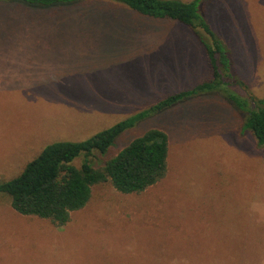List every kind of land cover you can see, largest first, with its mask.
Segmentation results:
<instances>
[{"label":"rangeland","instance_id":"374dc122","mask_svg":"<svg viewBox=\"0 0 264 264\" xmlns=\"http://www.w3.org/2000/svg\"><path fill=\"white\" fill-rule=\"evenodd\" d=\"M200 8L229 51V89L264 101V0ZM211 79L204 47L174 21L111 0L45 11L0 1V178L52 143L88 140ZM245 116L220 92L142 120L92 163L159 129L166 177L140 194L95 185L64 226L20 215L0 195V264H264V145Z\"/></svg>","mask_w":264,"mask_h":264},{"label":"trees","instance_id":"16d2710c","mask_svg":"<svg viewBox=\"0 0 264 264\" xmlns=\"http://www.w3.org/2000/svg\"><path fill=\"white\" fill-rule=\"evenodd\" d=\"M0 1L45 11L91 0ZM111 1L143 17L157 21L168 19L190 28L205 49L212 79L191 90L170 95L88 140L52 143L29 162L17 177L9 181L0 178V195L9 197L12 208L20 215L34 216L64 226L69 223L72 213L89 203L95 185L110 183L123 194H140L155 186L168 173L169 136L162 130L147 131L102 166H95L92 156L96 153L105 155L122 134L139 122L189 97L222 92L235 109L246 115L243 128L251 131L258 145H264V101L251 97L249 100L242 99L229 89L232 80L230 54L202 15V0ZM80 158H83V162L78 167L75 162Z\"/></svg>","mask_w":264,"mask_h":264}]
</instances>
